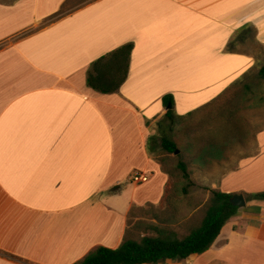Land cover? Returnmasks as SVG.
I'll list each match as a JSON object with an SVG mask.
<instances>
[{
  "label": "crops",
  "instance_id": "0c3cea01",
  "mask_svg": "<svg viewBox=\"0 0 264 264\" xmlns=\"http://www.w3.org/2000/svg\"><path fill=\"white\" fill-rule=\"evenodd\" d=\"M75 3L0 0V264L118 249L134 209L172 186L150 151L163 98L187 115L259 61L264 0ZM248 188H212L247 204L209 251L165 264H264V201Z\"/></svg>",
  "mask_w": 264,
  "mask_h": 264
},
{
  "label": "rangeland",
  "instance_id": "374dc122",
  "mask_svg": "<svg viewBox=\"0 0 264 264\" xmlns=\"http://www.w3.org/2000/svg\"><path fill=\"white\" fill-rule=\"evenodd\" d=\"M91 1L75 0L78 4ZM261 25L262 35L255 42L260 43L262 48L255 55L259 61L252 71L254 78L264 65V23ZM254 78H245L224 99L193 116L184 120L175 119L169 134L179 143L180 153L184 155L181 160L191 162L189 172L194 185L187 195L184 194L187 181L176 168L179 159L176 155H155L156 160L163 164L164 171H172V186L163 205L134 209L129 220L128 238L141 240L144 236H156L161 231L186 236L203 220L211 198L210 190L220 189L223 184L230 188H253L254 194L264 193V147L256 144V141H260L264 146V83L254 81ZM154 128V134L158 135L157 123ZM216 136L221 141L220 152H214L208 146L204 149L206 144L214 143ZM237 169L240 171L225 178L226 174ZM223 178L226 179L225 183Z\"/></svg>",
  "mask_w": 264,
  "mask_h": 264
},
{
  "label": "trees",
  "instance_id": "16d2710c",
  "mask_svg": "<svg viewBox=\"0 0 264 264\" xmlns=\"http://www.w3.org/2000/svg\"><path fill=\"white\" fill-rule=\"evenodd\" d=\"M251 75L252 70L250 69L246 71L239 80L233 83L223 95H220L206 106L196 111L189 112L184 116H178L173 110L175 105L173 95L169 94L163 98L164 106L167 108L171 106V109H169L163 118L158 121V135L155 136L154 141L157 142L159 146L150 148V151L152 154L157 153L156 155L159 154L162 156L176 155V158L179 159L176 168L182 173L184 180L187 181V185L183 189L184 194H188L189 188L193 186L194 183L191 181L189 172V165L191 162L185 161L184 159L181 160L184 155L180 153L179 143L173 140L169 134V132H172L175 119L179 118L184 120L187 117L193 116L197 111L211 106L216 101L224 99L226 95L229 94L233 88L239 86L245 78H254V76ZM255 79L264 83V65L258 71L254 81ZM88 83L90 86L105 93L113 92L118 88H101L97 86L96 80L92 74L89 76ZM245 88H247V86ZM263 129L264 128H262V130ZM262 130H259V132ZM240 136L245 138L243 134H240ZM218 139L219 136H216L214 140L215 144L211 141L209 145L206 144L204 149L208 146L211 150H214V152H220L219 143H221V141ZM177 151H179L178 154H176ZM198 152H200V150ZM190 159L192 158L188 160ZM165 172L171 176V170ZM210 192L211 198L206 206L203 220L199 225L192 228L186 236L181 237L174 232L161 231L156 236L149 235L142 237L141 240H134L128 238L127 235L118 249L98 248L77 264H165L167 261H183L193 255H202L206 253L212 248L228 221L236 217L240 210L239 207L231 203V198L234 194L225 193L220 190H210ZM248 198L264 201V193L253 194Z\"/></svg>",
  "mask_w": 264,
  "mask_h": 264
},
{
  "label": "water",
  "instance_id": "95a60500",
  "mask_svg": "<svg viewBox=\"0 0 264 264\" xmlns=\"http://www.w3.org/2000/svg\"><path fill=\"white\" fill-rule=\"evenodd\" d=\"M168 109H171V106L168 107ZM179 151L176 152L178 154ZM231 203L239 208H243L246 206V198L243 194H234L233 197L231 198Z\"/></svg>",
  "mask_w": 264,
  "mask_h": 264
},
{
  "label": "built area",
  "instance_id": "2783aa9c",
  "mask_svg": "<svg viewBox=\"0 0 264 264\" xmlns=\"http://www.w3.org/2000/svg\"><path fill=\"white\" fill-rule=\"evenodd\" d=\"M133 181L136 183H146L149 181V177L141 172H136L133 177H132Z\"/></svg>",
  "mask_w": 264,
  "mask_h": 264
},
{
  "label": "bare ground",
  "instance_id": "6f19581e",
  "mask_svg": "<svg viewBox=\"0 0 264 264\" xmlns=\"http://www.w3.org/2000/svg\"><path fill=\"white\" fill-rule=\"evenodd\" d=\"M216 61V60H215Z\"/></svg>",
  "mask_w": 264,
  "mask_h": 264
}]
</instances>
